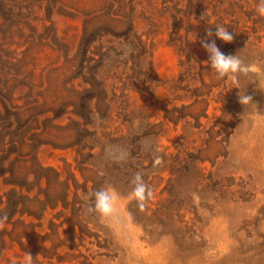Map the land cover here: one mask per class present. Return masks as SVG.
<instances>
[{
    "label": "rangeland",
    "instance_id": "374dc122",
    "mask_svg": "<svg viewBox=\"0 0 264 264\" xmlns=\"http://www.w3.org/2000/svg\"><path fill=\"white\" fill-rule=\"evenodd\" d=\"M89 1L67 0L85 12ZM118 1L109 10L129 14L131 24L127 18L109 27L68 12L56 17L57 37L46 31L32 42L27 32L25 45H0V194L29 188L30 198L45 199L51 170L68 178L66 202L43 218L47 241L34 238L51 256L45 264H74L62 260L66 246L81 239L78 248L93 264H264V17L246 20L245 11L259 0ZM173 7L189 20L180 30ZM242 10L241 29H250L244 39L230 28ZM219 20L233 33L231 43L214 35ZM210 23L209 42L257 69L241 75L238 88L210 67L197 31ZM102 85L107 95L94 98L92 116L77 115L86 89ZM245 92L256 105L239 103ZM33 149L51 170H37ZM157 157L163 162L153 167ZM137 171L153 190L143 210L130 195ZM102 187L119 193L118 220L88 210ZM73 213L83 221L72 222L84 232L77 239ZM25 255L17 243L7 256L16 262Z\"/></svg>",
    "mask_w": 264,
    "mask_h": 264
},
{
    "label": "trees",
    "instance_id": "16d2710c",
    "mask_svg": "<svg viewBox=\"0 0 264 264\" xmlns=\"http://www.w3.org/2000/svg\"><path fill=\"white\" fill-rule=\"evenodd\" d=\"M89 2L90 7L87 8L88 10L85 12V10H83L81 7H72L70 4H68L67 0H0V18L2 19V23L0 24V45L6 44L9 47L14 45H25L27 41L21 42L20 39L25 40L27 37V32H30L31 35L29 36V38L32 42L34 35L40 38H43V36L48 37L46 31L51 33L52 36L57 37L59 34V28L56 24V17L60 14L66 16L67 14L71 13L70 16L73 15L72 17L82 16L87 18L94 16V18L96 19H102V22L104 24H107V26L109 27L111 25L110 23L116 21H120L121 23L126 24L127 21L125 20H127V18L129 19L130 24L132 23L131 16H128L129 14L126 16L117 14L116 10H113V12L111 11L112 6H122L121 2H119L118 0L117 2H115V0L113 2L104 0L103 3H100L101 0H90ZM248 6L251 7L250 4ZM109 7H111L110 10ZM179 8L173 7V12L175 15L174 20L177 24V27L182 25V22L184 20L189 22L187 16L179 15V11L181 10ZM245 11L247 12L246 20L248 18H252L257 14L256 9L246 8ZM243 13L244 10L241 11L240 16H236V18L230 19V28L233 29V32L235 34L236 31L239 32V37H241L242 39L245 38V35L246 37H249V28L246 31L241 29L242 27L246 26L247 23V21L244 22L245 18H241ZM221 21L223 20H219L217 22H220V25H222ZM251 21L255 22V20L253 19ZM214 24L215 23H210L206 27H197V31L203 35H201L202 37L210 40L211 38L205 36L206 34H204V32L206 33L208 30L212 29V26ZM180 28L181 26L179 27V30ZM99 30L100 29H98V31ZM92 41L93 40L90 39L88 43L91 44ZM29 43L31 44L30 41ZM253 43L254 42L251 41L249 45ZM29 47L30 46H26V48ZM98 77L99 76L97 74H91V79L94 80L95 84L97 83ZM101 89L102 91L99 92L94 89V87L86 89V91L89 92V96L86 97L83 95V93L80 97L79 107L77 110L78 112H76L77 115H79L80 117L90 118V114L95 110V104H93L94 98L97 97L96 99H98V101H103V98H106V88H104V86L102 85ZM4 91L5 90H1L0 93ZM5 95L2 94L0 97ZM2 104L4 103L2 102ZM5 106H8L7 103L2 107L5 109ZM1 111L2 110L0 109V113ZM84 111L86 113V116H82ZM15 118H19L20 120L21 117L15 116ZM31 152L33 153L32 160L36 164L37 170H51L49 168H43L40 165L35 149H33ZM51 171L53 172L54 176L52 177V179L46 178V186L44 187L45 199H39L37 197H32L33 199L30 198L28 194L29 188H27L28 192H23L22 190H16L15 188H12L5 194H0V215H3L4 213H7L8 215V220L5 223L6 226L3 229H0V259L5 260L7 264H22L21 260L13 262L11 257L9 256V258L7 256L14 245L17 243L20 244V247L25 254H32L33 264H45V260L47 258H51V256H49L48 253L46 254L44 250H38L36 248L38 243L42 245L45 241H47L48 237L46 230H44V224L42 223V221L46 214L47 208L54 207L58 203V201H61L63 203L66 202V199L69 197L71 191V184L69 183L68 178H61L60 173L56 170ZM42 177H44V175L38 174L36 177V182L40 183L39 181L42 180ZM52 184L54 187H57V190L51 191V193H49L48 190L50 189ZM5 195L6 197H9H7V201L5 202L6 205L3 206ZM12 196L15 197V201L13 202L11 201V198L14 199ZM22 199H26L28 203L23 202ZM16 216L18 218H16ZM26 217H33L37 221L27 220ZM133 219L137 221L136 218L133 217ZM68 221L71 222L70 225L73 224V221L83 222L76 213L71 214V217ZM9 226L11 228H8ZM17 227H20V236L17 233ZM78 233H81V235L84 234L82 228H79L78 226L73 224L71 228V234L76 238ZM34 238L38 243L34 242ZM81 240L77 246L75 244H69L68 246H66V248L69 250L65 252L64 259L62 260V258H60L59 260L73 261L74 264H93L91 254H85L84 252L79 250L78 247L80 245L82 246ZM74 250L76 252H74ZM14 256H19V254H15Z\"/></svg>",
    "mask_w": 264,
    "mask_h": 264
},
{
    "label": "clouds",
    "instance_id": "9594fccd",
    "mask_svg": "<svg viewBox=\"0 0 264 264\" xmlns=\"http://www.w3.org/2000/svg\"><path fill=\"white\" fill-rule=\"evenodd\" d=\"M256 12L260 17H264V0H259ZM214 35L226 43H231L234 39L232 33L228 31L223 25L215 26ZM213 32L208 30L207 37H212ZM202 47L209 54L210 67L215 70L217 78L230 79L234 87L238 88L239 77L241 75L247 76L249 73L256 72L257 69L253 65L246 64L237 54L225 55L217 46L215 40L210 42L207 39L201 41ZM239 95V103L243 106L253 105V97L245 94ZM256 105V104H255ZM127 154H124L121 159H126ZM162 160L157 157L154 160L153 167H157L162 164ZM133 188L130 193L131 198L136 202L139 209L143 210L146 207L148 200L153 197V190L146 184L143 173L137 171L131 181ZM119 193L114 188L102 187L99 190H95L91 199L93 203L89 205L88 210L97 213L101 218H108L112 220L119 219V210L117 208V200ZM131 217H129L130 219ZM8 220L7 213L0 215V229H3L5 223ZM22 264H33V256L31 253H27L23 258Z\"/></svg>",
    "mask_w": 264,
    "mask_h": 264
}]
</instances>
